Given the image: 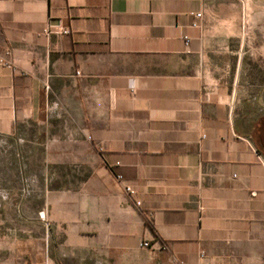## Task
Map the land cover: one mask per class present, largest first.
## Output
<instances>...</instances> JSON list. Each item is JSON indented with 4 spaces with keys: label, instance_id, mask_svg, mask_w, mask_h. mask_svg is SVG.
I'll use <instances>...</instances> for the list:
<instances>
[{
    "label": "crops",
    "instance_id": "0c3cea01",
    "mask_svg": "<svg viewBox=\"0 0 264 264\" xmlns=\"http://www.w3.org/2000/svg\"><path fill=\"white\" fill-rule=\"evenodd\" d=\"M228 3L0 0V135L45 126L62 166L15 202L38 227L0 226V264H264V115Z\"/></svg>",
    "mask_w": 264,
    "mask_h": 264
},
{
    "label": "rangeland",
    "instance_id": "374dc122",
    "mask_svg": "<svg viewBox=\"0 0 264 264\" xmlns=\"http://www.w3.org/2000/svg\"><path fill=\"white\" fill-rule=\"evenodd\" d=\"M228 1L224 15L229 25L220 27L219 32L230 36L231 52L240 48L244 54L239 85L246 110L254 116L264 115V0ZM220 19L218 14L212 16L213 22ZM240 19L246 21L245 28L238 27ZM239 37L245 39V45L239 46ZM252 39L255 44H250ZM45 133V126L26 124L19 126L14 135H0V214L5 217L0 226L5 229L19 225L24 229L31 224L38 227L36 222L13 220L15 202L22 200L27 212L37 209V190L46 175L54 174L55 181L60 182L62 166L55 165L47 155Z\"/></svg>",
    "mask_w": 264,
    "mask_h": 264
},
{
    "label": "built area",
    "instance_id": "2783aa9c",
    "mask_svg": "<svg viewBox=\"0 0 264 264\" xmlns=\"http://www.w3.org/2000/svg\"><path fill=\"white\" fill-rule=\"evenodd\" d=\"M197 16L199 18L202 17V13H198ZM0 63L1 64H4V65H11V62H9L8 60H5L4 58L3 59H0ZM127 191H129L131 193H134L133 190H131V188H127ZM143 245L147 247V246H149V243L148 242H145Z\"/></svg>",
    "mask_w": 264,
    "mask_h": 264
},
{
    "label": "trees",
    "instance_id": "16d2710c",
    "mask_svg": "<svg viewBox=\"0 0 264 264\" xmlns=\"http://www.w3.org/2000/svg\"><path fill=\"white\" fill-rule=\"evenodd\" d=\"M151 227L154 229V226L151 225Z\"/></svg>",
    "mask_w": 264,
    "mask_h": 264
}]
</instances>
